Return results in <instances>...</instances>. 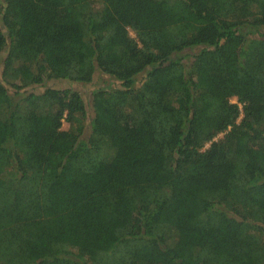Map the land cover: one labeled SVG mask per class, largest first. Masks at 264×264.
Returning a JSON list of instances; mask_svg holds the SVG:
<instances>
[{
  "label": "trees",
  "instance_id": "obj_1",
  "mask_svg": "<svg viewBox=\"0 0 264 264\" xmlns=\"http://www.w3.org/2000/svg\"><path fill=\"white\" fill-rule=\"evenodd\" d=\"M0 264H264V0H0Z\"/></svg>",
  "mask_w": 264,
  "mask_h": 264
},
{
  "label": "rangeland",
  "instance_id": "obj_2",
  "mask_svg": "<svg viewBox=\"0 0 264 264\" xmlns=\"http://www.w3.org/2000/svg\"><path fill=\"white\" fill-rule=\"evenodd\" d=\"M131 36L134 37V35L132 33H131ZM140 78H141V76L138 79H140ZM109 85H111L112 87L118 86L119 82H117L116 80H113L109 76L103 75V74L98 72L94 75L91 83L85 84V85L73 84L72 87L77 89L78 91H80L82 93L83 99L86 100L90 96V93L93 90H95L99 87H103V86L107 87ZM56 87L61 88V89H65V88L70 87V84L68 82H57ZM30 91H35V90L31 88ZM232 103H236L235 99H232ZM67 128H68V125L66 123H63V129H67ZM220 137H221V135L219 136V138ZM206 147H208V145H206ZM121 176H125V173H121ZM187 208H190V204H187Z\"/></svg>",
  "mask_w": 264,
  "mask_h": 264
},
{
  "label": "built area",
  "instance_id": "obj_3",
  "mask_svg": "<svg viewBox=\"0 0 264 264\" xmlns=\"http://www.w3.org/2000/svg\"><path fill=\"white\" fill-rule=\"evenodd\" d=\"M239 108L241 109V105L239 104Z\"/></svg>",
  "mask_w": 264,
  "mask_h": 264
}]
</instances>
